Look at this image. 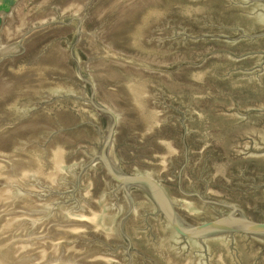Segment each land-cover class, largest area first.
Returning a JSON list of instances; mask_svg holds the SVG:
<instances>
[{"label": "rangeland", "instance_id": "rangeland-1", "mask_svg": "<svg viewBox=\"0 0 264 264\" xmlns=\"http://www.w3.org/2000/svg\"><path fill=\"white\" fill-rule=\"evenodd\" d=\"M209 2L3 12L0 264H158L153 189L127 177L154 176L160 85Z\"/></svg>", "mask_w": 264, "mask_h": 264}, {"label": "water", "instance_id": "water-1", "mask_svg": "<svg viewBox=\"0 0 264 264\" xmlns=\"http://www.w3.org/2000/svg\"><path fill=\"white\" fill-rule=\"evenodd\" d=\"M127 178L158 264H264V0H210L160 85L154 176Z\"/></svg>", "mask_w": 264, "mask_h": 264}, {"label": "crops", "instance_id": "crops-1", "mask_svg": "<svg viewBox=\"0 0 264 264\" xmlns=\"http://www.w3.org/2000/svg\"><path fill=\"white\" fill-rule=\"evenodd\" d=\"M18 0H0V17L3 15L5 10L10 9L12 4L17 3Z\"/></svg>", "mask_w": 264, "mask_h": 264}, {"label": "bare ground", "instance_id": "bare-ground-1", "mask_svg": "<svg viewBox=\"0 0 264 264\" xmlns=\"http://www.w3.org/2000/svg\"><path fill=\"white\" fill-rule=\"evenodd\" d=\"M146 6V5H145ZM130 14V13H129ZM133 16V15H132ZM51 63V62H50ZM52 66V65H51ZM107 151V150H106ZM148 188V187H147ZM149 190V189H148ZM150 190H152V188L150 189ZM153 195H154V193H153Z\"/></svg>", "mask_w": 264, "mask_h": 264}]
</instances>
